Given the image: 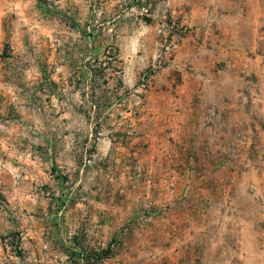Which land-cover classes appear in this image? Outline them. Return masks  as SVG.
Returning a JSON list of instances; mask_svg holds the SVG:
<instances>
[{
    "label": "rangeland",
    "instance_id": "rangeland-1",
    "mask_svg": "<svg viewBox=\"0 0 264 264\" xmlns=\"http://www.w3.org/2000/svg\"><path fill=\"white\" fill-rule=\"evenodd\" d=\"M0 264H264V0H0Z\"/></svg>",
    "mask_w": 264,
    "mask_h": 264
},
{
    "label": "trees",
    "instance_id": "trees-1",
    "mask_svg": "<svg viewBox=\"0 0 264 264\" xmlns=\"http://www.w3.org/2000/svg\"><path fill=\"white\" fill-rule=\"evenodd\" d=\"M108 252H109V249L105 250V252H104V253H108Z\"/></svg>",
    "mask_w": 264,
    "mask_h": 264
}]
</instances>
